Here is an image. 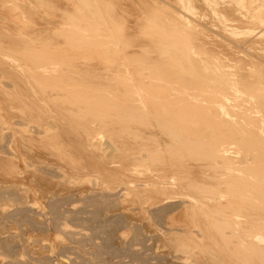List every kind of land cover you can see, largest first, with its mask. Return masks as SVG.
Returning a JSON list of instances; mask_svg holds the SVG:
<instances>
[{
  "label": "bare ground",
  "instance_id": "6f19581e",
  "mask_svg": "<svg viewBox=\"0 0 264 264\" xmlns=\"http://www.w3.org/2000/svg\"><path fill=\"white\" fill-rule=\"evenodd\" d=\"M127 1L0 0L14 24L11 34L0 25V73L25 109L15 127L17 102L0 103L12 149L0 171L26 176L22 150L47 148L63 176H124L117 185L141 212L168 208L164 235L184 260L264 264V0ZM34 14L60 18L51 63L48 49L38 62L20 51L35 46ZM110 129L125 131L108 133L119 156L102 150Z\"/></svg>",
  "mask_w": 264,
  "mask_h": 264
},
{
  "label": "rangeland",
  "instance_id": "374dc122",
  "mask_svg": "<svg viewBox=\"0 0 264 264\" xmlns=\"http://www.w3.org/2000/svg\"><path fill=\"white\" fill-rule=\"evenodd\" d=\"M127 3L129 4L126 0ZM25 5L27 6V4ZM129 6H124L127 11L130 10L131 6ZM196 9L198 16L197 14L194 16L198 19V22L202 23L203 27L206 26L205 28H207L208 32L213 27V29L215 27L218 29L221 23H218L217 18L215 19L214 13L212 14V12L210 13V11H205L204 9L200 11L201 8L199 7ZM50 17L51 15H43L41 18L37 14L30 17V23H34L30 26L34 27L29 29L28 33H30L29 38L31 37V40H35V46L31 50L26 48L19 49L22 53H26V61L38 62L37 56L42 55V53L45 54L44 51L48 49V52H51L49 59V63H51L54 59L52 52L56 43L60 42L61 46L63 45V38H57L53 31L56 20L60 18ZM228 17L231 16L229 15ZM130 24L133 25L131 22ZM0 25L4 26V29H7L5 26H8L10 34L14 30V24L1 16ZM40 37L41 41H43L44 37L46 41L42 43L39 40ZM10 40L9 37L5 38V50L10 48ZM34 40L32 41L34 42ZM21 60L24 61L23 59ZM0 76L2 79L0 81L1 89L5 91L4 94L10 93V88H14L11 80L6 76H2L1 73ZM4 83L7 85L5 86ZM4 86L9 87V89L4 88ZM14 89L12 93L17 91V89ZM12 93L9 95L5 94L6 96L8 95L5 97L2 92L0 99H2V96L5 98L2 101L0 100V103L4 105V102H7L6 98L10 99V102H13V100L17 102L18 100L14 99L16 96ZM17 103H10V105L14 104L10 111L13 113L14 110L20 107L18 111H15L20 116L16 115L15 112L12 116L11 112H6V116L3 111V116H1L7 120L11 119V126L13 124L15 127L22 122L21 117L23 116L21 115L25 113V109L20 105L21 101L20 104L18 103L19 106H17ZM1 107L3 109L5 105ZM8 107L9 104L3 110L8 109L9 111L11 106ZM8 114H10V117ZM16 121H18V125H16ZM10 129L11 127H5L3 130L4 137L2 135L4 139L0 138V154L7 157L11 156H8V154L12 151L9 144L11 140ZM100 129H103V127H100ZM115 130L117 132V129H114V131L110 129L104 132L102 150H110L109 152L113 156H119L124 151L120 141H118L119 143L115 141L112 145L108 143L110 136L108 133H116ZM103 131H105V127ZM119 131L120 129L117 133L120 135L125 132L124 129L120 131L123 133H119ZM123 147L125 149V146ZM37 149L38 145H35L31 150H22L23 152L25 151L24 153H28H26L27 157H23L24 166L20 167L22 168L21 170L27 171L26 176H20V178L19 176H7L2 173L4 172L2 169L0 171V264L208 263V261L206 262V260L196 257H192L187 261L182 258L183 254L176 251L177 247L171 241L172 239L168 237L169 235H164V233L170 232L166 220L168 208L161 209V207L155 206L151 207L148 211L149 213L146 212L147 214L143 211L141 212L139 207L142 203L139 199H135L130 203V199L127 198H131V194L126 195L122 187L117 185L124 179V176H111L108 177L110 179L106 178L107 180L103 179V176L95 175L81 177L72 176L69 173L67 174L68 176H63L61 168L58 167L60 165L58 161L64 160L54 155H47V152H43L45 150L44 147L41 148L42 151ZM32 151L35 154H32ZM45 151H48L47 148ZM39 154L40 156H37ZM9 158H12V156ZM115 159L119 161L117 157ZM16 177L18 180L15 181ZM118 188L123 193H119ZM126 199L127 202H125ZM168 205L170 206L171 203Z\"/></svg>",
  "mask_w": 264,
  "mask_h": 264
}]
</instances>
